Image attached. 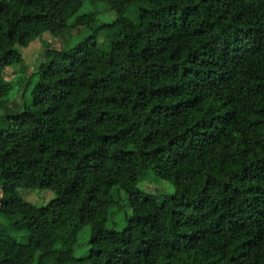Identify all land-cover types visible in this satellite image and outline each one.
<instances>
[{"label":"trees","instance_id":"obj_1","mask_svg":"<svg viewBox=\"0 0 264 264\" xmlns=\"http://www.w3.org/2000/svg\"><path fill=\"white\" fill-rule=\"evenodd\" d=\"M91 1L116 21L47 45L30 103L0 114V215L28 233L0 235V264H264V0ZM83 4L0 0V71ZM9 96L0 83V113ZM148 174L174 194L143 192ZM20 189L55 198L38 208ZM87 226L77 257L67 235Z\"/></svg>","mask_w":264,"mask_h":264},{"label":"rangeland","instance_id":"obj_2","mask_svg":"<svg viewBox=\"0 0 264 264\" xmlns=\"http://www.w3.org/2000/svg\"><path fill=\"white\" fill-rule=\"evenodd\" d=\"M138 8L136 5L128 8L125 15L135 20L137 18ZM80 18L86 19L83 25L76 23ZM116 19V13L111 10L107 3H93L91 0H84L80 12L70 20L69 24L72 26L67 32L56 39H52L51 36H45L29 48L23 49L25 64L15 65L0 71V83L10 93L7 102L2 106L3 108L6 107V109L0 114L3 115L5 112H11L7 107L15 108L16 105L23 101V95H25L26 102L30 103L35 84L33 83L32 76L37 73L40 65L45 61L43 53L47 45L59 51L70 50L97 30L99 33H105L106 28L102 27L113 24ZM139 188L147 194L158 197L160 202H163L167 196L173 195L175 191L172 184L156 179L152 174L146 175L139 181ZM18 195L23 201L38 208L48 205L55 198L53 193L45 190L20 189L18 190ZM113 196L116 201L122 203V207H113L111 209L108 228L120 231L126 224L125 213L128 212L126 205L127 195L116 188L113 191ZM17 220L18 217L11 218L0 215V235L7 236L19 243L26 242L28 236L27 231L23 228L13 226V223ZM90 237V226L78 231L73 230L70 236L67 235V241L70 240L69 243L74 242L72 249L75 251L77 257H85L88 255L90 251ZM65 245H67L65 248L71 247L69 244ZM61 246L59 245V247ZM47 264L51 263L47 262Z\"/></svg>","mask_w":264,"mask_h":264}]
</instances>
